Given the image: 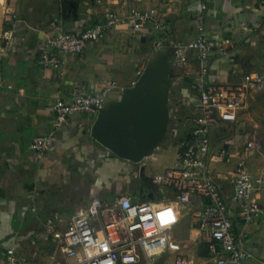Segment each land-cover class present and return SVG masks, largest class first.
Masks as SVG:
<instances>
[{
  "label": "crops",
  "instance_id": "crops-1",
  "mask_svg": "<svg viewBox=\"0 0 264 264\" xmlns=\"http://www.w3.org/2000/svg\"><path fill=\"white\" fill-rule=\"evenodd\" d=\"M0 39V264L12 253L18 264H54L61 253L45 241L46 225L67 228L72 218L91 206L127 196L134 202L146 197L153 178L174 167L179 150L192 135L199 65L191 53L185 67L173 65L170 88L171 125L167 139L142 163L113 155L92 136L98 113L76 114L58 131L54 148L41 160L30 149L33 139L52 128L58 99L68 100L79 85L95 90L113 81L117 88L108 100L118 101L146 69L157 46L186 43L197 36L199 17L208 35L231 39L235 63L227 56L211 55L208 81L212 85L243 84L258 74L262 82L249 90L233 124L220 122L211 134L207 169L221 186L229 206L233 230L244 249L254 254L243 264H264V217L241 218L232 200V182L239 174L251 177L254 201L264 205V0H6ZM125 16L140 11L154 24L141 31L131 26L111 31L82 54L60 53L63 63L43 68L39 55L58 32L80 33L101 22L106 13ZM258 143L249 149L250 141ZM156 203H173L179 220L172 238L181 251L156 256L153 264H176L180 257L191 264H213L197 213L206 203L193 196L188 205L177 203L176 192L156 185Z\"/></svg>",
  "mask_w": 264,
  "mask_h": 264
},
{
  "label": "built area",
  "instance_id": "built-area-1",
  "mask_svg": "<svg viewBox=\"0 0 264 264\" xmlns=\"http://www.w3.org/2000/svg\"><path fill=\"white\" fill-rule=\"evenodd\" d=\"M199 17L197 36L186 43H167L174 51L173 65L185 67L191 53H196L199 65L196 79L194 128L189 142L191 149L186 157H180L174 167L155 175L153 182L167 186L176 192L177 203L188 205L193 196L206 203L197 213L198 229L207 242L213 264H243L254 257L244 249L242 240L235 235L229 206L221 186L207 169L206 158L211 149V134L220 122L233 124L237 112L243 108L249 90L262 82L256 74L246 75L243 84L233 86L212 85L208 81L211 55L227 56L234 64L235 44L231 39L211 38ZM150 24L158 31L167 32L165 25L154 24L147 14L135 11L121 15L111 11L104 19L80 33L60 31L49 38L39 55L43 68H59L63 61L60 53L79 55L94 43L102 42L113 30L131 26L136 31ZM139 76L143 70L138 72ZM117 84L113 81L101 90L91 86L75 87L68 100L58 99L54 106L51 130L46 135L33 139L30 149L36 160H41L58 141V131L67 126L76 114L98 113L107 107L108 100ZM258 143L250 141L249 149ZM197 149L195 158L192 149ZM253 184L247 174H239L232 182V200L239 206L241 218L252 221L264 217V205L252 198ZM170 213L165 219L161 217ZM177 207L173 203L160 204L155 201L134 202L127 196L117 198L109 204L91 206L74 216L67 228L59 230L54 223L46 225L44 239L53 242L61 259L54 264H153V259L165 252H180L181 246L172 238V230L178 223ZM6 264H18L12 253ZM176 264H191L190 259L180 257Z\"/></svg>",
  "mask_w": 264,
  "mask_h": 264
},
{
  "label": "water",
  "instance_id": "water-1",
  "mask_svg": "<svg viewBox=\"0 0 264 264\" xmlns=\"http://www.w3.org/2000/svg\"><path fill=\"white\" fill-rule=\"evenodd\" d=\"M174 51L168 45L157 46L146 69L134 86L126 88L118 101L98 111L91 136L113 155L134 164L142 163L168 137L171 125L170 88L173 85ZM192 135L179 150L186 157L191 149ZM197 149H192L195 158ZM141 168L140 177L146 183L153 178L145 176ZM145 198L154 200L157 186L149 185Z\"/></svg>",
  "mask_w": 264,
  "mask_h": 264
},
{
  "label": "rangeland",
  "instance_id": "rangeland-1",
  "mask_svg": "<svg viewBox=\"0 0 264 264\" xmlns=\"http://www.w3.org/2000/svg\"><path fill=\"white\" fill-rule=\"evenodd\" d=\"M6 0H0V39L2 34V22L4 21L5 16V6Z\"/></svg>",
  "mask_w": 264,
  "mask_h": 264
},
{
  "label": "clouds",
  "instance_id": "clouds-1",
  "mask_svg": "<svg viewBox=\"0 0 264 264\" xmlns=\"http://www.w3.org/2000/svg\"><path fill=\"white\" fill-rule=\"evenodd\" d=\"M170 215V213H165L162 217H161V219H165L167 216H169Z\"/></svg>",
  "mask_w": 264,
  "mask_h": 264
}]
</instances>
